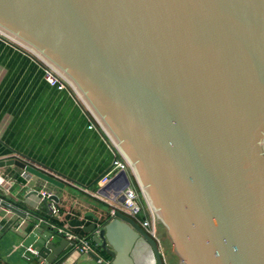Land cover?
<instances>
[{
  "label": "water",
  "instance_id": "obj_1",
  "mask_svg": "<svg viewBox=\"0 0 264 264\" xmlns=\"http://www.w3.org/2000/svg\"><path fill=\"white\" fill-rule=\"evenodd\" d=\"M0 34L70 83L131 164L179 264H264V0H0ZM83 230L112 264H138L143 245L165 264L119 211ZM77 243L37 225L22 246L54 264Z\"/></svg>",
  "mask_w": 264,
  "mask_h": 264
},
{
  "label": "crops",
  "instance_id": "obj_2",
  "mask_svg": "<svg viewBox=\"0 0 264 264\" xmlns=\"http://www.w3.org/2000/svg\"><path fill=\"white\" fill-rule=\"evenodd\" d=\"M111 145L106 134L94 126L82 100L71 90L50 86L34 55L0 34V162L18 155L21 161L58 175L64 183V188L56 187L17 166L0 168V179L9 183L5 190L0 186V200L28 215L19 218L0 207V264H48L22 246L37 225L87 239L90 235L83 228L101 226L111 219V207L92 195L114 162ZM40 191L51 192L58 202L44 204ZM51 205L58 213H51ZM72 220L81 221L82 227L69 226ZM89 243L90 253L82 254L73 247L54 264H100L98 260L112 264L100 246ZM160 249L165 264H171L161 241ZM136 260L153 264L150 248L143 245Z\"/></svg>",
  "mask_w": 264,
  "mask_h": 264
},
{
  "label": "built area",
  "instance_id": "obj_3",
  "mask_svg": "<svg viewBox=\"0 0 264 264\" xmlns=\"http://www.w3.org/2000/svg\"><path fill=\"white\" fill-rule=\"evenodd\" d=\"M34 57L39 61L41 66H43L44 78L50 86L57 87L60 90H71L78 96L70 83L60 73H58V71H56L52 66L44 62L36 55H34ZM92 118L94 126L100 128L106 134L93 115ZM106 136L112 144L111 146L115 158L111 168L100 178L98 182V189L92 195L100 201L107 203L112 209V214H115L117 211H119L133 219L160 246V238L158 235V217L156 216V213L149 207L145 195L135 177L131 164L114 144V142L109 138V136L107 134ZM13 159L21 161L18 155H14ZM124 175H126L128 178L129 184L126 183ZM51 176L61 179L55 174H52ZM0 186H2L5 190L9 187V183L2 178L0 179ZM38 195L41 201L46 199L49 200L53 197V194L48 191H40ZM121 199H123V201H121ZM50 211L52 214L58 213V209L54 205L50 206ZM72 238L78 240V243L74 247L80 253L88 254L91 252L90 243L87 239H79L76 237ZM27 252L33 256H39L38 251L34 247L27 249ZM98 262L101 264L103 261L98 260Z\"/></svg>",
  "mask_w": 264,
  "mask_h": 264
},
{
  "label": "rangeland",
  "instance_id": "obj_4",
  "mask_svg": "<svg viewBox=\"0 0 264 264\" xmlns=\"http://www.w3.org/2000/svg\"><path fill=\"white\" fill-rule=\"evenodd\" d=\"M158 235H159L160 241L163 244L164 252H165L167 259H169L171 264H179V260L174 254L169 240L166 238L165 229L162 225L158 226ZM104 263H106V261H104Z\"/></svg>",
  "mask_w": 264,
  "mask_h": 264
},
{
  "label": "trees",
  "instance_id": "obj_5",
  "mask_svg": "<svg viewBox=\"0 0 264 264\" xmlns=\"http://www.w3.org/2000/svg\"><path fill=\"white\" fill-rule=\"evenodd\" d=\"M87 240H89L92 244H95L93 241H92V238L91 237H88L87 236ZM105 258L106 259H110V256L108 254H105Z\"/></svg>",
  "mask_w": 264,
  "mask_h": 264
}]
</instances>
